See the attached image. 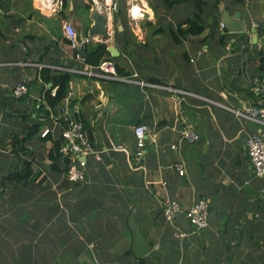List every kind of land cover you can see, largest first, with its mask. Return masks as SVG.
I'll use <instances>...</instances> for the list:
<instances>
[{
  "label": "crops",
  "instance_id": "1",
  "mask_svg": "<svg viewBox=\"0 0 264 264\" xmlns=\"http://www.w3.org/2000/svg\"><path fill=\"white\" fill-rule=\"evenodd\" d=\"M43 1L0 0V62L43 65L0 67V264H264V177L255 173L246 146L248 135H264V125L225 107L264 106V88L255 89L264 77V0H221L218 8L217 0H208L205 15L212 23L178 40L179 24L196 12L184 7L188 0L173 6L100 0L104 10L116 5L105 11L111 36L101 40L90 32L92 0H63L61 9ZM134 6L141 9L135 18ZM224 8L240 11L248 31L224 30ZM68 21L94 43L117 48L120 54L103 64L118 63L143 83L73 73L66 99L56 109L47 106L52 83L43 69L53 74L52 66H90L74 56L64 31ZM214 32L227 33V42L203 40ZM23 80L29 91L16 99L11 89ZM69 117L87 122L102 151L101 160L88 158L87 179L76 186L55 150ZM139 123L149 124L157 138L140 166L134 159ZM184 124L198 141L179 139ZM26 163L28 179H6L23 174ZM201 197L210 201L208 228H194L184 213L173 224L165 220L167 200L188 209ZM134 209V221L153 246L141 258L132 249Z\"/></svg>",
  "mask_w": 264,
  "mask_h": 264
},
{
  "label": "built area",
  "instance_id": "2",
  "mask_svg": "<svg viewBox=\"0 0 264 264\" xmlns=\"http://www.w3.org/2000/svg\"><path fill=\"white\" fill-rule=\"evenodd\" d=\"M45 4L53 6L55 9H61L63 6V0H47L43 1ZM106 7V6H105ZM116 5L112 4L104 10V5L100 0H92V9L100 12L113 11ZM224 27V26H223ZM65 35L70 43L71 48L75 54L77 60L84 62V58L79 53L80 49H84L86 45L93 43L95 37L91 34H85L82 41L79 39V34L75 26L71 21L64 24ZM85 64V62H84ZM36 65L42 68L41 63H32L30 61H3L0 62V67L6 66H32ZM53 69L61 71H69L76 74L87 75L96 78H113L126 83H143L138 81L133 76H123L118 74L114 66H106L101 64L100 66H86L83 68H66L63 66H52ZM136 76V74H135ZM162 87V86H161ZM264 77L261 80H256L255 89L259 92L263 91ZM176 91L184 92L178 88ZM29 91L28 83L23 80L11 89V94L14 98L19 99L24 97ZM186 93V92H185ZM227 109L233 111L238 117L246 120H251L259 124L264 125V106L263 105H251L244 110H236L225 106ZM51 129H46L42 132V136L49 134ZM61 135L63 142L60 148L61 157L67 163L66 177L70 181L84 182L87 179V165L88 158L92 157L96 160L102 159V151L99 150L91 141L89 133L82 120L72 119L69 117V122L63 127ZM134 135L136 140V149L134 152L135 163L140 166L142 159L145 156L146 146L150 142H157L156 135L153 128L147 123H139L134 127ZM179 139L182 142H196L200 139V135L189 125L184 124L179 132ZM247 153L254 167V171L258 176L264 177V135L260 132L253 133L247 136L246 139ZM175 147V146H174ZM117 149H122L118 146ZM179 174L183 175L185 168L183 163H179L176 166ZM209 209L210 201L206 197L196 199L188 209H183L180 202L176 199L167 200L162 205V212L165 220L173 224L177 215L184 213L188 221L194 228L206 229L210 225L209 221Z\"/></svg>",
  "mask_w": 264,
  "mask_h": 264
},
{
  "label": "trees",
  "instance_id": "3",
  "mask_svg": "<svg viewBox=\"0 0 264 264\" xmlns=\"http://www.w3.org/2000/svg\"><path fill=\"white\" fill-rule=\"evenodd\" d=\"M165 1L167 5L173 6L176 2H182L186 0H165ZM231 1L236 3L237 5H242L245 3V0H231ZM220 2L221 0L216 1L217 8ZM194 3L196 6L195 14L193 15V17L187 18L186 21L183 22L186 24L185 27H183V23L179 24L178 26L179 33L175 31L174 40H178L177 37L178 38L187 37L188 35H199V34L204 33L206 29V24L204 22V16H205V11H206L205 6L208 5L209 1L208 0H194ZM87 30H86V33L88 32ZM224 30H226V28ZM215 38H218V40H221L222 42L226 43L228 40V34L214 32V33L209 34L205 38H203V40H213ZM248 40L249 39L247 38V41ZM84 50L86 53L84 62L88 65L97 67L107 60L108 61L114 60L113 57H110L111 54H110V51L108 50V44L106 42H96V43L93 42L89 45H86ZM76 53L77 52H74V56ZM262 59H264V57ZM262 62L264 63L263 60ZM115 67L117 69L118 74L120 75L128 76L130 74L129 71L123 70V68L118 63L115 64ZM49 72H50L49 69L42 70V75L44 77V80L46 82L52 83V86L50 87V89H48L45 93V99L47 102V106L51 107L52 109H56L68 96L69 85H70V81L73 78V73L69 71H61V70L59 71L55 70L53 74H50ZM54 88H56V91L53 94L52 90ZM44 111L47 114L49 113L47 108L44 109ZM84 124L86 126L87 122L84 121ZM62 142H63V137L62 135H60V138L57 139L55 142V150H56V155L58 157H61L60 148H61ZM66 170H67V166H66ZM31 173L32 171H31L30 163H26V171L23 174L20 172L13 173V174L8 175L6 179L17 180V181L26 180L30 177ZM70 183L76 186L82 182L70 181Z\"/></svg>",
  "mask_w": 264,
  "mask_h": 264
},
{
  "label": "water",
  "instance_id": "4",
  "mask_svg": "<svg viewBox=\"0 0 264 264\" xmlns=\"http://www.w3.org/2000/svg\"><path fill=\"white\" fill-rule=\"evenodd\" d=\"M221 19L229 33H244L248 31V24L246 20L242 18V13L240 11H237L232 15L226 8H224L221 10ZM93 20L94 24L91 27V34L109 38L111 36V33L108 28V15L104 12L95 10L93 12ZM252 30L255 32L254 28ZM78 34L80 41H82L83 35L79 32ZM233 43L234 42L231 43V47H233ZM108 50L110 51L113 57L118 56L120 54L117 48L113 45H110L108 47ZM79 53L83 58H85L86 53L84 49H80ZM135 213L136 209H134L131 215L129 216V227L133 234V252L137 257L141 258L148 254L153 249V246L143 238L136 222L134 221Z\"/></svg>",
  "mask_w": 264,
  "mask_h": 264
},
{
  "label": "rangeland",
  "instance_id": "5",
  "mask_svg": "<svg viewBox=\"0 0 264 264\" xmlns=\"http://www.w3.org/2000/svg\"><path fill=\"white\" fill-rule=\"evenodd\" d=\"M154 1L159 3L160 0H154ZM184 7L187 8V9L192 8L193 10H196V7H194V4L190 3L189 0L186 1V3H184ZM212 21H213V19H212V17L210 15H205L204 16V22H205L206 25L211 24ZM78 32L83 35V33L81 31L78 30Z\"/></svg>",
  "mask_w": 264,
  "mask_h": 264
},
{
  "label": "clouds",
  "instance_id": "6",
  "mask_svg": "<svg viewBox=\"0 0 264 264\" xmlns=\"http://www.w3.org/2000/svg\"><path fill=\"white\" fill-rule=\"evenodd\" d=\"M141 9L139 7L134 6L132 9H130V14L135 18L140 13Z\"/></svg>",
  "mask_w": 264,
  "mask_h": 264
},
{
  "label": "bare ground",
  "instance_id": "7",
  "mask_svg": "<svg viewBox=\"0 0 264 264\" xmlns=\"http://www.w3.org/2000/svg\"><path fill=\"white\" fill-rule=\"evenodd\" d=\"M104 3V2H103ZM106 5V4H105ZM109 22V21H108ZM98 40H101L102 36H96Z\"/></svg>",
  "mask_w": 264,
  "mask_h": 264
}]
</instances>
